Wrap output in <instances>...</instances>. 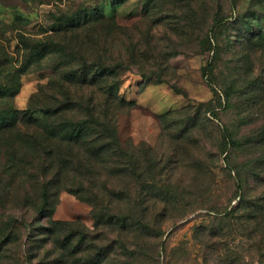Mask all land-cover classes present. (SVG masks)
I'll list each match as a JSON object with an SVG mask.
<instances>
[{"label": "rangeland", "instance_id": "obj_1", "mask_svg": "<svg viewBox=\"0 0 264 264\" xmlns=\"http://www.w3.org/2000/svg\"><path fill=\"white\" fill-rule=\"evenodd\" d=\"M3 88L0 264H264V0H0Z\"/></svg>", "mask_w": 264, "mask_h": 264}, {"label": "trees", "instance_id": "obj_2", "mask_svg": "<svg viewBox=\"0 0 264 264\" xmlns=\"http://www.w3.org/2000/svg\"><path fill=\"white\" fill-rule=\"evenodd\" d=\"M40 52L41 51H39L38 53L40 54ZM24 69H26V66H23L21 68V70L17 69V72H22ZM18 77H20V73H19V75L16 73L17 85H16V88H15L14 92H12L11 95L16 94L18 92V90H19L20 84H19V78ZM94 80L95 79H92L91 81H94ZM82 82H85V80H82ZM0 97L2 99H9V97L5 93V88H3V91L0 92ZM65 107H67V106H65ZM56 111H57V109L53 110L50 113L45 112L46 119L43 120L42 122H47L49 116L50 115H54L53 113H55ZM20 113L22 114V117H21L22 119H26L27 121H30V122L31 121H36L35 119H33L31 117V115L27 111L23 110V111H20ZM5 114H6V112H3L1 114V117H4ZM90 116L93 119L91 122L90 121H86L84 119H78V120H75V121H73V120L67 121L66 124L68 125V131L65 134L62 135L63 139H65V140L71 142L72 144L76 145V144H78L80 137L89 136L91 133L89 132L88 123H90V124L91 123L92 124L93 123L100 124L98 118L95 117L94 114L90 113ZM53 127H52V129H53ZM44 128L46 129V126H44ZM100 128H102V130H101L102 132H100V133L98 132V134H97L98 135V137H97L98 139L100 137H105L106 135H108V141L110 143L118 144V139H117L116 132L109 124L107 125V124L101 123L100 124ZM45 131L47 133V130H45ZM87 133H89V134H87ZM85 134H87V135H85ZM32 136H36V134H32ZM52 147H53V144L51 142H49L48 150L51 151ZM47 200L48 199L46 198V194H45V192H43V201H44L43 202V207H45V205L47 203Z\"/></svg>", "mask_w": 264, "mask_h": 264}]
</instances>
